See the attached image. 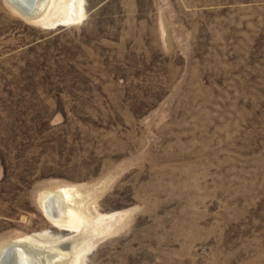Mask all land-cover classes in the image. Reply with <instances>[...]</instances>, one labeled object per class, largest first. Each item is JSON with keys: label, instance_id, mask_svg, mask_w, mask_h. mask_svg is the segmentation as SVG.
<instances>
[{"label": "rangeland", "instance_id": "rangeland-1", "mask_svg": "<svg viewBox=\"0 0 264 264\" xmlns=\"http://www.w3.org/2000/svg\"><path fill=\"white\" fill-rule=\"evenodd\" d=\"M32 1L0 0V250L264 264V0Z\"/></svg>", "mask_w": 264, "mask_h": 264}, {"label": "bare ground", "instance_id": "bare-ground-1", "mask_svg": "<svg viewBox=\"0 0 264 264\" xmlns=\"http://www.w3.org/2000/svg\"><path fill=\"white\" fill-rule=\"evenodd\" d=\"M11 1L15 2L16 0H11ZM20 1L24 2V0H18V3H20ZM24 3L28 4V6H29L28 10L29 11L31 9H34V10L36 9V7L34 6V2L32 0L31 1L25 0ZM43 4H45V3H43ZM43 4L41 3L40 5L44 6ZM17 7L21 8L23 6L20 3V5L17 6ZM61 198H63V199L61 200ZM53 199H54V201L60 200L62 202L68 200L67 191L66 192H62V193L61 192H54V193H51V194L47 195L45 197V199L42 200L41 206H42L44 212L48 214V218L51 219L52 221L57 222L59 224H65V225L71 223V221H72L71 220V215L72 214H70V211H68V212L65 211L63 216H62V214L56 215L53 212L52 204H51L53 202ZM24 242H29V241H24ZM29 246H31V244H29ZM68 251H66V252H68ZM47 252H49V254L47 253V256H46V258L48 260H50V261L56 260V259H54L55 256L54 257L50 256L52 251L49 250ZM65 257H68V256H65ZM31 259H32V257L30 255V253L27 252V248H25L23 244H19V243L16 244L15 243L14 245L6 246V247H4L3 249L0 250V264H4L5 261L7 262V264H31ZM50 263H52V262H50Z\"/></svg>", "mask_w": 264, "mask_h": 264}]
</instances>
